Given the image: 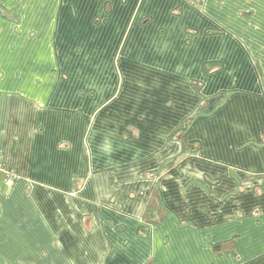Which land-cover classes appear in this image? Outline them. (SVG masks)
Wrapping results in <instances>:
<instances>
[{"label":"crops","instance_id":"0c3cea01","mask_svg":"<svg viewBox=\"0 0 264 264\" xmlns=\"http://www.w3.org/2000/svg\"><path fill=\"white\" fill-rule=\"evenodd\" d=\"M0 264H264V0H0Z\"/></svg>","mask_w":264,"mask_h":264},{"label":"trees","instance_id":"16d2710c","mask_svg":"<svg viewBox=\"0 0 264 264\" xmlns=\"http://www.w3.org/2000/svg\"><path fill=\"white\" fill-rule=\"evenodd\" d=\"M164 212L165 211H163L161 208V202L158 193L153 191L143 213V222L146 224H155L159 222V220L165 215ZM141 232H144V230Z\"/></svg>","mask_w":264,"mask_h":264},{"label":"built area","instance_id":"2783aa9c","mask_svg":"<svg viewBox=\"0 0 264 264\" xmlns=\"http://www.w3.org/2000/svg\"><path fill=\"white\" fill-rule=\"evenodd\" d=\"M186 1L187 3L191 4V5H200L202 0H184Z\"/></svg>","mask_w":264,"mask_h":264},{"label":"bare ground","instance_id":"6f19581e","mask_svg":"<svg viewBox=\"0 0 264 264\" xmlns=\"http://www.w3.org/2000/svg\"><path fill=\"white\" fill-rule=\"evenodd\" d=\"M194 6H197V5H194Z\"/></svg>","mask_w":264,"mask_h":264},{"label":"rangeland","instance_id":"374dc122","mask_svg":"<svg viewBox=\"0 0 264 264\" xmlns=\"http://www.w3.org/2000/svg\"><path fill=\"white\" fill-rule=\"evenodd\" d=\"M141 231H142V229H141Z\"/></svg>","mask_w":264,"mask_h":264}]
</instances>
